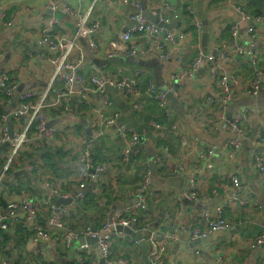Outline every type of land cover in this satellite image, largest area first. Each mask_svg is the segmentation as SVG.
<instances>
[{"label":"built area","instance_id":"built-area-1","mask_svg":"<svg viewBox=\"0 0 264 264\" xmlns=\"http://www.w3.org/2000/svg\"><path fill=\"white\" fill-rule=\"evenodd\" d=\"M100 1L112 5L116 0H90L84 12L73 8L67 2L49 0L47 9L52 15L39 24L37 35V44L46 53L45 63L49 69L45 76V87L23 92L19 96L18 109L5 111L0 116V195L3 198V194L11 193L13 190L18 192L17 197L19 195L18 200L0 203V252L4 236L14 234L18 228L23 229L26 234V248L23 251L21 249L16 253L9 251L11 248L6 247L10 242L5 244L2 252L7 251L11 258L0 253V264H27L26 259L29 264H51L52 258L47 251L49 248L58 252L62 259H66L71 252L72 264L85 262L101 264L92 246L79 242L80 239L86 238L96 239L101 259L107 264H134L127 256L113 259L112 249L117 242L139 245L141 241L148 247L146 259L149 264H166L170 250L175 244H186L221 231L232 230L233 226L226 218L227 211L256 209V205L243 193L245 186L238 171L244 143H247L245 151L248 164L260 176V192L264 198V113L259 106L244 105L227 117L235 96L256 99L264 91V53L253 44L255 37L253 21H263L264 17H254L243 7H237L240 19L220 27L212 40H209L207 25L195 21L194 28L205 38L201 40L202 46L198 47L193 58L189 59L186 53L189 47L178 45L184 42L186 33L173 29L178 23L179 29L184 26L180 6L176 8L166 0H145L146 11L156 16L160 23L172 24L173 27L167 29L142 16L141 0H122L123 4L135 12L131 15L130 21H135L136 24L120 32L109 42L107 57H136L160 61L166 67L165 75L169 84L167 91L179 101L186 114H190L189 123L212 139L221 133L226 135L220 144H211L202 136L190 133L188 126L179 118L175 120L179 126L184 125L183 133H178L176 126L172 124L166 125L176 114L165 93L158 90L152 81H148L142 89L136 77L124 76L120 70L105 77L86 78L81 73L86 55L79 44L80 38L86 39L92 55L98 52L93 34L102 27V22L98 17L93 19L92 14ZM220 1H227L233 6L235 0ZM185 12L190 18L194 16L192 9ZM63 19L64 24L61 22ZM69 24L72 25L73 31L68 35L66 31ZM15 25V20L7 19L5 9L0 5V26L12 31ZM241 26H244V29ZM243 36L247 37L245 42L242 40ZM204 47L206 51L203 50ZM244 62L247 66V76H241L236 72V66ZM204 81L207 92L204 94L195 92ZM15 86L10 72L2 70L0 73L2 104L5 102L9 104ZM106 86L118 90L120 96L129 100L147 96L157 102L164 112V119L152 122L151 127L161 141L166 142L173 136L177 137L184 145L185 153L177 157L166 143H162L157 147V154L152 163L164 170L165 178L185 177L187 183L183 189L164 193L162 190L159 194L157 190L151 188L153 171L148 168V162L139 161L140 150L137 146L132 153L138 136L123 124L116 125L119 114L116 111L109 112L113 106V101L109 97H102L100 102L92 107L94 118L88 126L90 135L78 130L77 126L71 123L47 125L55 112L70 115L73 104L91 105L92 98L103 95ZM55 88L57 89L54 90ZM50 95H53L52 99ZM201 101L203 103L198 104ZM145 106L142 101L135 105L133 110L139 112ZM9 122L16 128L13 130L12 139H9L8 135ZM75 132L82 143L78 153L80 169L74 173L77 189L71 197L72 202H81L88 187L93 189L96 195L101 191V185L110 179L104 175L106 167L95 163L91 151L92 142L106 134L114 136L122 144L121 157L124 165L130 163L133 155L134 160L141 162L140 166L144 168L141 180L133 191L134 200L122 204L106 215L97 228L92 226L80 233L74 232L67 225L66 219L71 214L70 205H56L58 199L67 198L68 194L62 192L58 180H49L42 176V172L39 171L42 164L38 165L35 161L36 158H41L38 156L41 153L36 150L35 157L31 158L38 145L42 146L41 151L44 155L46 149L49 151L54 149L57 141H63L69 135H75ZM230 135L235 137L232 138ZM5 143L8 146L3 148ZM22 157L28 159L27 162L23 161ZM213 158L221 160L224 168L218 167V164L212 161ZM188 160H193L199 168L196 167L195 170L188 168L186 165ZM130 166L132 167L128 171L133 173L134 166ZM201 166L206 169V176L201 177L199 172L202 170ZM22 171L30 174L32 184L29 183L27 186L25 182L20 185L26 188H13L12 186L18 185L19 182L15 174ZM115 174L121 173L116 172L113 175ZM36 183L44 187L43 193L37 194L29 190L30 185L35 186ZM153 192L158 196L169 194L179 210L184 201L207 204L214 198L224 197L214 207H205L197 215L196 223L185 222L178 213L171 221L169 229L155 232L149 229L146 222H142L140 216V212L146 210ZM258 218L252 216L249 223L261 228V231L251 238L247 245L251 251H260V256L254 260L255 264H264V220L260 221ZM138 234L143 235L141 240L136 239L135 236ZM195 251L196 256L201 259L202 251L198 249ZM19 255H23L25 261ZM221 255L225 256L224 253ZM17 257L19 262L13 263V259Z\"/></svg>","mask_w":264,"mask_h":264},{"label":"crops","instance_id":"crops-1","mask_svg":"<svg viewBox=\"0 0 264 264\" xmlns=\"http://www.w3.org/2000/svg\"><path fill=\"white\" fill-rule=\"evenodd\" d=\"M59 1L67 2L73 8L80 9L81 12L86 10L90 2V0ZM172 1L176 8L180 6V9L183 11L181 16L184 26L179 29L180 23H178L174 25L173 29L176 31L182 30L186 33L184 42L178 43V45L189 47L186 50L189 59H192L198 47L202 46L200 43L203 35L194 28L195 21L202 22L203 25H207L209 40H212L216 37V33L220 27L234 23L240 19V14L236 11L237 7H243L249 15L254 17H264V0L249 2L244 0H235L233 6H231L227 1L222 2L220 0ZM48 2L49 0H0V5L5 9L7 19H14L16 22L12 31L6 27L0 26V73L2 70H8L16 83L14 95L9 104H6V102L1 104L3 97H0V112L18 109L19 96L23 92L34 89H43L45 87V76L49 69L45 63L46 53L43 52L37 44V35L39 24L52 15V13L47 9ZM188 9H192L194 11V16H191V18L190 15L185 12ZM134 13L135 12L131 9V7L122 3V0L113 1L112 5H109L106 1H100L98 7L92 14L93 19L98 17L102 22V27L98 30V32L93 34L98 46V52L95 55H92L86 43V39L80 38L79 44L83 48L86 55L85 64L82 66L81 73L86 78H89L91 76H95L96 73L103 69L106 70V75H113L117 70H120L121 74L124 76L130 78L136 77V80L142 89L145 88L148 81H152L158 90H167L169 84L166 79V67L164 65L162 68V81H160L155 79L153 69L148 67H141L136 64L126 63L109 64L105 67V65L102 64V62L108 58L109 42L128 25L133 23V21H130V17ZM61 22L64 24L65 19L61 20ZM253 26L255 34L253 44L256 48L262 51V53H264V20L253 21ZM67 28L68 31L66 32H68L67 34L69 35V32L73 31L72 25H67ZM241 28L244 29V26H241ZM198 36L199 44H196ZM223 36L225 37V35ZM242 40L245 42L247 37L243 36ZM236 72L241 76H247L248 72L245 62L244 64L236 66ZM206 86V81L202 82V86H198L195 92L199 94L206 93ZM56 87L58 88V85H56ZM52 98L53 95H50V99ZM101 98V96H94L92 98V104L89 106L86 104H78L77 106L73 104L71 106L72 113L70 115L55 112L53 113L52 119H49L48 123L50 125H64L66 123L75 124L78 130L90 135L88 126L89 122L94 118L92 107H95L100 102ZM120 98L121 102L119 104H116L112 100L113 106L110 107L109 112H118L119 116L116 119V125L123 124L127 129L137 134L138 141L136 142L137 144L133 146L132 153L134 148L137 146L140 150V155H138L139 161L148 162V168L151 169L150 162H153L155 159L158 149L157 147L162 143H166V145L172 150L173 154L177 157L184 155V145L177 137L173 136L166 142L161 141L157 132L151 127L152 122H160L164 119V112L154 99L147 96L133 100H129L124 96H120ZM142 101L146 104V106L139 112H134L133 107ZM202 103L203 102L201 101L198 104ZM244 105L259 106L264 113V91L261 92L259 97L256 99L235 96L234 102L231 105V112H234L236 109H240ZM171 108L173 107L171 106ZM173 111L176 116H174L166 125L169 126L172 124L176 126L178 133H183L185 130L184 125L179 126L178 122L175 120L177 118H181L174 108ZM186 119L188 121H186ZM189 119L190 114L187 113L185 115V119L181 120L186 124V126H188ZM9 124L13 125L11 122H9L8 125ZM13 130H16L14 125ZM190 133L192 132L190 131ZM77 135V132H75V135H69L68 138L63 141H57L55 148L58 147L62 150L61 157H50L53 158V162L55 164L53 169L47 170L49 169L47 168L46 171L43 169L39 170L42 172L43 177H46L47 179L53 178L50 180L56 179L60 182L62 192L65 195L68 194L66 195L67 199H71L75 189H77L74 173L80 169L78 153L82 143ZM225 138L226 135L221 133L217 137L213 138L212 142H207L211 144H220ZM246 147L247 143H244L241 165H239L238 171L245 186L243 193L249 197L250 202L256 205V209L227 211L226 218L232 224L235 232L230 236L217 237L216 239L208 241L204 244H199L196 246L197 248L195 247L189 250L178 251L175 256L174 264H255V258L260 256V251H251L247 245V242L261 231V228L251 225L249 221L252 220V216L259 217L258 219L260 221L264 220V198L260 192V176H258L248 164V157L245 151ZM36 150L41 153V155H38L41 156V158L38 157L34 159L38 162L37 164L40 165L44 162L41 151L42 146L38 145L34 149L31 158L35 157ZM121 150L122 144L120 141L116 140V138L110 134H106L100 137L99 140L92 142V154H94L98 159L95 163L106 167L104 175L107 178H111L114 173L119 172L122 176L119 182L113 183L107 189L104 194L107 198L101 197V195L96 196L93 189L90 187L88 188V192L92 191L91 194L87 195L89 200L77 204L79 205V208L77 206H73L74 210L71 219H69V227L74 232L80 233L84 231L87 227V222H91V220H89L91 217H94V220L91 222L92 226L94 223L101 221L103 219L102 216L105 217L122 204L130 203L134 200L133 188L141 180L144 168L140 166L142 165L141 162L134 160L133 155L131 156L130 163L124 165L122 162ZM22 158L24 159L23 161L27 162L28 159L25 160V157ZM212 161L217 163L218 167L224 168V164L220 162L221 160L213 158ZM130 165L135 167H133V169H135L133 173H129L128 171V169L132 167ZM186 165L192 170H195L196 167L199 168V166H197L198 164L193 160L186 161ZM200 169H202L199 170V172H201V177L206 176V169H203L202 166ZM29 175H27L26 172L24 173V171L15 174V177L19 178V182L18 185L12 187L24 189L26 187L20 184L25 182V185L27 184V186L29 183L32 184ZM54 175L59 178L57 179ZM151 175V188L153 190H157L159 194H161L162 190L163 193L164 191L169 192V190H181L187 183V179L183 176L165 178L164 170L157 165L154 166V171ZM34 180L35 178L33 179V182ZM35 186H32L35 188L34 193L41 194L44 192V187H42L40 183H36ZM10 190L12 189L10 188ZM115 193H117L116 198L114 197ZM5 195L6 194H3V197ZM1 196L2 195H0V198ZM223 197L220 196L218 198H214L207 204L183 202L181 210H179L177 209L176 202L169 194L158 196V194L153 192L148 200L146 210L140 212L141 220L142 222H146L149 229L155 232H162L169 229L171 221L178 216V213H180L185 219V222L196 223L197 215L200 214L205 207H214L217 203L223 200ZM12 199L14 201L18 200L19 195L18 197L15 196V198ZM5 200L8 201L9 199ZM73 203L74 202L71 200L69 205L71 206ZM195 249L202 251V253H200L201 259L196 256ZM142 250L143 249L140 244L132 245L127 242H117L114 244L112 249V258L117 259L121 256H127L131 258L134 264H143ZM47 251L52 260L55 261L51 252L56 256L59 253L52 248L47 249ZM222 253H224V257L221 255ZM71 257L72 253L70 252L66 257V260L64 259L65 262H69L68 260L71 259Z\"/></svg>","mask_w":264,"mask_h":264},{"label":"water","instance_id":"water-1","mask_svg":"<svg viewBox=\"0 0 264 264\" xmlns=\"http://www.w3.org/2000/svg\"><path fill=\"white\" fill-rule=\"evenodd\" d=\"M166 1L169 4H171V5L174 4L172 0H166ZM144 2H145V0H141L140 1V5H141V7L143 9L142 16L144 18L151 20L153 23L157 24L160 27H165L167 29H171L173 27L172 24L160 23L159 20H158V18L156 16H153L148 11H146L145 10V7H144ZM135 24H136V22L133 21V23H131L130 25H128L123 30V32L126 31L128 28L133 27ZM204 38H205V36L203 35L202 40H204ZM175 41L177 42V38H175ZM203 50L206 51V48L204 47ZM116 63L136 64V65H139L141 67L151 68L154 71L153 73H154L155 79L162 81V68H163V64L160 61H158L157 59L141 60V59H138L136 57H111V58L108 57V58H106L102 62V64H104L105 67H107V65H109V64H116ZM95 76L96 77H99V76L105 77L106 76V70L105 69L101 70L100 72L96 73ZM162 91L165 93V97L170 102V104L174 108V110L177 111V114L180 116V118L184 120L185 119V115H186L185 114L186 111L182 107V105L179 103V101L169 91H167V90H162ZM104 96L109 97L116 104H119L121 102V98H120V95H119L118 90H115V89L110 88L108 86L105 87L104 93H103V95H101V97H104ZM231 111H232V107L228 110L227 117H230L231 116V113H232ZM186 121H188V120L186 119ZM47 125L50 126V124H47ZM188 128H189V130L193 134L200 135L203 138H205L207 141L212 142V138L210 136L206 135L201 129L195 127L191 123H188ZM13 134H14L13 133V125L12 124H9L8 125V135H9V139H12L13 138ZM231 137L234 138L235 136L232 135ZM7 146H8V144L5 143L4 146H3V148H6ZM154 166L155 165L152 162H150L151 171H154ZM70 202H71V199L61 198V199H58L57 200L56 205L57 206H60V205H63V204L66 205V204H69ZM186 202L187 201H184V203H186ZM121 231L124 232L125 230L124 229H121ZM234 232H235V230H233V229L232 230H229V231H221L219 233L212 234V235L208 236L207 238L196 239V240H194V241H192L190 243H187V244H175L172 247V249L170 250V253H169V256H168V259H167L166 264H174L175 256H176V254H177L178 251H181V250H189V249L195 248L199 244H204V243H206L208 241H211V240L216 239L217 237H227V236H230ZM142 236H143L142 234H138L135 237H136V239L141 240ZM79 242L90 244L94 248V250L97 253L98 257L100 258V263L101 264H107V263H105V261L103 259H101V254H100L99 248L97 247L96 239H91V238L80 239ZM140 246L143 249L142 250V262H143V264H149L148 260L146 259V252L148 250V247L142 241L140 242ZM51 255L53 256L54 260L57 263H62V262H65V260H66V259L65 260L62 259L59 256H56L52 252H51Z\"/></svg>","mask_w":264,"mask_h":264},{"label":"trees","instance_id":"trees-1","mask_svg":"<svg viewBox=\"0 0 264 264\" xmlns=\"http://www.w3.org/2000/svg\"><path fill=\"white\" fill-rule=\"evenodd\" d=\"M196 44H199V36L197 37ZM0 113H1L0 114V116H1L3 112H0ZM61 152H62V150L60 148H58V147H56V148H54V149H52L50 151L46 149V151L44 152V155H43L44 162L42 163V168L45 167V168L53 169V167L55 166V164L53 162V158L61 157V154H62ZM50 157H53V158H50ZM93 159H94V161H97L98 160L95 157L94 154H93ZM54 176H56V175H54ZM121 176H122L121 174H115V175H113L108 181H106L103 185H101L100 188H102V189H101V191H99V192L96 193V196H100L101 195V197L107 198V197L104 196V194L106 193L107 189L113 183L119 182L120 179H121ZM56 178L58 179L59 177L56 176ZM50 179H53V178H50ZM88 188H87V191H85V197H84V199L81 202L86 201V200L87 201L89 200L88 197H87V195L91 194L92 191L91 192H88ZM29 190H31L33 192L35 191V189H33V187L31 185H30V189ZM116 194L117 193L114 194V197L115 198H116ZM5 202H6L5 199L0 198V203H5ZM79 203L80 202H74L70 206L71 207V214L66 219L68 226H69V219H71V216L73 214V210H74L73 206H77L79 208V205H77ZM102 217L104 218V216H102ZM89 220H91V222H92L94 220V217H91ZM91 222H87L86 229L89 228V227H92V226L94 228H97L100 225V223H101V221H99L98 223H94V225L91 226ZM88 224H89V226H88ZM16 227H17V225H16ZM13 233L14 234H12V235H6V236H4V240H3L4 243H3V247H2L1 252H0L1 255L4 254L7 258H11V256L8 254V252L7 251L2 252V250L5 248V244L6 243L10 242L9 245H8V247H6V248H11V249H8V250L9 251H12V252H15V253L17 252V250H20L21 249V251H23L26 248V234H24L23 229H19V228L18 229H15V231ZM124 243H126V242H124ZM20 257L23 258V255H21ZM23 260L25 261L24 258H23ZM18 262H19V257H17V259H13V263H18ZM26 263L29 264L28 261H27V259H26ZM72 263L73 262L69 259V262H64V263H61V264H72ZM51 264H58V263L52 260V263ZM82 264H90V263L89 262H85V263H82Z\"/></svg>","mask_w":264,"mask_h":264},{"label":"rangeland","instance_id":"rangeland-1","mask_svg":"<svg viewBox=\"0 0 264 264\" xmlns=\"http://www.w3.org/2000/svg\"><path fill=\"white\" fill-rule=\"evenodd\" d=\"M45 168V167H44ZM41 168V170L43 169L44 171H46L47 168ZM50 170V169H47ZM16 192L13 190L11 193L6 194L2 199H9V200H13L12 198H15Z\"/></svg>","mask_w":264,"mask_h":264}]
</instances>
